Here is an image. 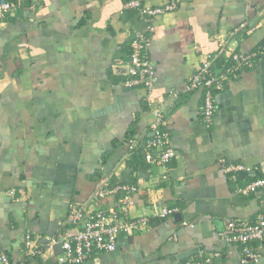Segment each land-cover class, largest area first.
I'll list each match as a JSON object with an SVG mask.
<instances>
[{
	"label": "crops",
	"instance_id": "1",
	"mask_svg": "<svg viewBox=\"0 0 264 264\" xmlns=\"http://www.w3.org/2000/svg\"><path fill=\"white\" fill-rule=\"evenodd\" d=\"M129 1L20 0L0 24V253L12 264H59L60 244L46 243L74 232L71 206L119 182L138 186V212L149 213L151 196L177 211L151 217L142 232L121 234L114 251L83 264H243L240 245L222 231L264 209V190L236 192L264 162V0H140L177 5L149 32ZM143 32L156 76L150 92L126 86L118 64ZM260 48L216 91L212 122H204L202 92L187 88L189 77L208 58L220 65L231 51ZM152 110L169 112L176 155L167 180L142 152L125 157L126 139L148 126ZM228 164L250 170L234 179ZM27 234L43 253L25 255ZM260 243L252 244L261 245L260 259L246 264H264Z\"/></svg>",
	"mask_w": 264,
	"mask_h": 264
},
{
	"label": "built area",
	"instance_id": "2",
	"mask_svg": "<svg viewBox=\"0 0 264 264\" xmlns=\"http://www.w3.org/2000/svg\"><path fill=\"white\" fill-rule=\"evenodd\" d=\"M21 5L20 0H0V24L4 18L13 13ZM126 7H133L139 11L140 17L146 24V31L152 30L154 18L177 7L176 2L171 1L162 6L150 7L143 5L140 0H130ZM264 23V8L261 10ZM241 23L235 30L240 31L246 27ZM150 36L139 33L130 43V55L120 65L128 66V78L125 85L134 87L142 85L150 92L155 84V68L149 57ZM264 49V48H263ZM231 51L230 49H227ZM228 51V52H229ZM262 48L254 53L231 51L227 63L218 64V58H208L199 69L189 77L187 88L202 92L201 115L206 123H211L216 111V91L224 88L226 82L236 77L238 72L245 66H250L253 60L260 55ZM169 112L167 110H152V120L143 131L137 135L128 136L126 139V158L142 152L146 162L158 165L162 172V180L169 178L170 161L175 157L176 150L171 140L168 128ZM125 159V158H124ZM226 172L250 170L241 164H228L224 166ZM259 176L238 185L236 192L243 195H257L264 190V162L258 167ZM138 186L119 182L114 184L99 185L90 198L81 203L71 206V212L66 222L74 229L73 233L67 234L59 240L48 238L46 246L51 248L59 243L60 253L57 255L59 264H83L91 259L97 252H111L117 247V241L121 234H136L142 232L151 217L166 218L177 211V208L168 207L158 203V199L151 196V209L148 214L138 212L136 195L139 193ZM157 199V200H156ZM264 208V198L261 199ZM222 235L231 243H238L241 247V262H257L261 257V245L253 246V243L261 242L264 238V209L260 211L254 220L244 219L229 220L222 231ZM260 243V244H261ZM26 256L43 253L44 250L36 244V240L30 234L26 235ZM218 255V253H216ZM0 264H12L5 253H0ZM20 264H25L24 262ZM185 264H200L199 260H189Z\"/></svg>",
	"mask_w": 264,
	"mask_h": 264
},
{
	"label": "water",
	"instance_id": "3",
	"mask_svg": "<svg viewBox=\"0 0 264 264\" xmlns=\"http://www.w3.org/2000/svg\"><path fill=\"white\" fill-rule=\"evenodd\" d=\"M124 69V73L128 74V66L127 65H120Z\"/></svg>",
	"mask_w": 264,
	"mask_h": 264
}]
</instances>
